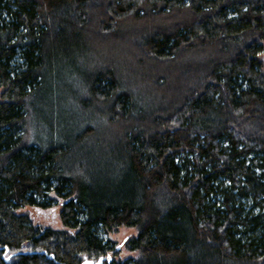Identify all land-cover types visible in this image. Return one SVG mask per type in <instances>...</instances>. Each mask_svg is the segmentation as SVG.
I'll return each mask as SVG.
<instances>
[{"label":"trees","instance_id":"16d2710c","mask_svg":"<svg viewBox=\"0 0 264 264\" xmlns=\"http://www.w3.org/2000/svg\"><path fill=\"white\" fill-rule=\"evenodd\" d=\"M67 49L91 53L79 101L97 117L69 107L59 134L66 108L47 111L38 140L31 100L74 72ZM58 203L62 228L15 212ZM120 227L136 232L123 259L110 253ZM106 254L264 264V0H0V264Z\"/></svg>","mask_w":264,"mask_h":264},{"label":"rangeland","instance_id":"374dc122","mask_svg":"<svg viewBox=\"0 0 264 264\" xmlns=\"http://www.w3.org/2000/svg\"><path fill=\"white\" fill-rule=\"evenodd\" d=\"M126 23L128 25L125 27V29L126 28L134 29L136 30L134 31V33L135 32L137 33L140 31L142 32L145 29V26L147 25V23L153 24V18L141 19V20L131 19V20H128ZM65 35H68V34H65ZM77 40H78V37H77ZM109 46H110L109 43H107L106 50L109 49L108 48ZM125 51H127V49ZM65 52L67 53H64L66 55V58L64 61L72 59L71 61L72 64L71 63H67V64L73 65L75 67V68L73 67L74 72L73 70L71 71L72 68L68 70L66 68H62V71L58 73L59 75L57 79L55 80L54 79L55 77H53L52 75L50 78V86H49V81L48 82L46 81V83L43 84L42 87H40L41 89L37 91L36 94H34L33 100H31L32 104H34L33 106H35V108L38 107L40 110L39 111L32 110L33 112L28 114V122H29L28 123V136L31 137L35 131L34 138L38 140H45L47 136L46 134H48L50 131L51 122L48 121L49 119H44V117H42V114H46L45 112L47 111L51 113L54 112L53 113L54 115L60 112L58 110L60 109L62 110L66 108V112L64 113L60 112L58 116L59 118H57V122L59 123V127H58L59 131L57 133L59 134L63 132L66 133L70 130V128H72L71 124H69L72 121V117H70L68 114H70L74 110L76 111V115H77L78 114L77 110L79 109L82 110L83 108L82 112L84 111V113L87 114V111H88V113H90L89 116L90 117L92 116L94 122H95V117H97L95 113H93L92 111L94 110V106H93L94 99L90 97L88 98L85 97L84 99H86V103H80L79 101L80 94L82 97L83 92L85 91L84 84L87 83L86 82L87 78L90 75H92L91 74L92 68H93L92 64H94V61H91V53L88 54L90 56L81 57V55H78L77 49L75 50L67 49V51ZM118 52H121V51L118 50ZM80 57L82 59H79ZM126 58H129V57L128 55L124 54V59L123 60L118 59V60L123 62L125 61ZM48 86L50 88L49 93H47L49 89ZM58 92H60V94ZM44 95L46 96L44 97ZM69 107L70 109L72 108V111L69 109ZM35 111L37 112L35 113ZM76 118H78L79 120L78 115L76 116ZM76 124L78 126L77 127L78 129L82 127V124L80 122H76ZM102 126L107 131L110 130L107 124H104ZM112 126L118 129L116 125L112 124ZM111 130L113 132L115 131V129H112V128ZM59 210H60V203L54 206L48 207V208H44V209L37 207V206L26 205V206L18 208L15 212L27 213L34 223L41 224L44 227L50 226L52 228H62V224L60 223V218H59ZM135 233L136 232L134 228H127V227H120L115 232H110L109 238L115 241L116 243L115 244L116 248L110 251L113 258L123 259L126 256H129L134 253V252L128 251L124 244L127 238L134 235Z\"/></svg>","mask_w":264,"mask_h":264},{"label":"water","instance_id":"95a60500","mask_svg":"<svg viewBox=\"0 0 264 264\" xmlns=\"http://www.w3.org/2000/svg\"><path fill=\"white\" fill-rule=\"evenodd\" d=\"M49 257H53V256L49 255ZM110 257H111L110 254H106L105 256L102 255L96 258H82L81 264H103L105 260H110L111 259Z\"/></svg>","mask_w":264,"mask_h":264}]
</instances>
